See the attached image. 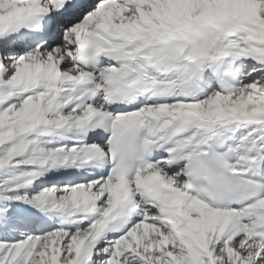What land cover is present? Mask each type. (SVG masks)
Here are the masks:
<instances>
[{"label": "snow or ice", "instance_id": "6c2138e0", "mask_svg": "<svg viewBox=\"0 0 264 264\" xmlns=\"http://www.w3.org/2000/svg\"><path fill=\"white\" fill-rule=\"evenodd\" d=\"M0 264H264V0H0Z\"/></svg>", "mask_w": 264, "mask_h": 264}]
</instances>
